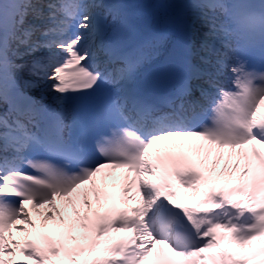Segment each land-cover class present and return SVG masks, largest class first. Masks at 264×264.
Returning <instances> with one entry per match:
<instances>
[{"label": "snow or ice", "instance_id": "1", "mask_svg": "<svg viewBox=\"0 0 264 264\" xmlns=\"http://www.w3.org/2000/svg\"><path fill=\"white\" fill-rule=\"evenodd\" d=\"M0 264H264V0H0Z\"/></svg>", "mask_w": 264, "mask_h": 264}]
</instances>
